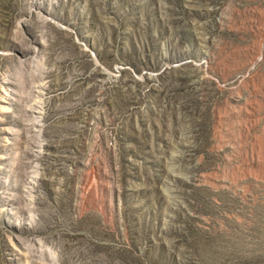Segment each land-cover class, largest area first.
I'll list each match as a JSON object with an SVG mask.
<instances>
[{
  "label": "rangeland",
  "instance_id": "obj_1",
  "mask_svg": "<svg viewBox=\"0 0 264 264\" xmlns=\"http://www.w3.org/2000/svg\"><path fill=\"white\" fill-rule=\"evenodd\" d=\"M0 264H264V0H0Z\"/></svg>",
  "mask_w": 264,
  "mask_h": 264
}]
</instances>
